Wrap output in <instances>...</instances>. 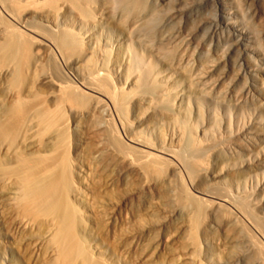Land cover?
Masks as SVG:
<instances>
[{"label": "bare ground", "instance_id": "bare-ground-1", "mask_svg": "<svg viewBox=\"0 0 264 264\" xmlns=\"http://www.w3.org/2000/svg\"><path fill=\"white\" fill-rule=\"evenodd\" d=\"M148 1L112 0L123 15L117 16L115 10H104L105 0H0V179L10 190L6 203L19 227L44 226L37 243L46 245L49 261L106 264L94 256L100 250L88 238L100 235L104 208L111 214L121 208V201L107 190L113 182L104 183L98 170L105 171L107 161L116 165L120 178L136 172L163 195L178 177H185L195 190L211 182L214 187L199 191L201 196L185 192L184 187L181 197L177 194L183 205H176V210L188 217L189 225L198 226V218L203 216L224 229L219 239H204V246L193 237L188 264H264V243L255 242L245 229L248 221L264 236V184L259 187L261 197L252 201L244 194L240 171L233 175L235 180L229 170L218 167L227 153L217 144L199 143L193 135L181 112L186 93L170 90L167 83L171 80L147 60V54L159 53L156 45L145 44L141 37L144 30L154 28L151 15L146 16L150 19L145 18L148 13L143 15L149 12ZM217 1L218 21L242 47L241 57L256 83L253 87L262 91L256 73L260 68L252 54L262 58L263 51L234 19L237 9ZM110 24L118 33L116 44L96 46L94 32ZM45 58L63 61L74 71L79 86L56 76L55 80V73L44 70L48 66L42 63ZM171 61L167 66H172ZM108 116L127 129L128 142L121 143L111 133L115 149L108 147L112 151L106 152L101 147V142L106 146L109 140L97 142L91 150L94 167L92 163L83 167L79 158L71 157L70 134L79 131L82 121L88 131L104 134L110 128ZM262 129L252 126L247 130L250 144L264 134ZM238 145L248 148L243 142ZM219 213L223 215L219 217ZM140 229L145 230V224Z\"/></svg>", "mask_w": 264, "mask_h": 264}, {"label": "rangeland", "instance_id": "rangeland-1", "mask_svg": "<svg viewBox=\"0 0 264 264\" xmlns=\"http://www.w3.org/2000/svg\"><path fill=\"white\" fill-rule=\"evenodd\" d=\"M106 1L105 4L107 5L104 4V6L108 7H105L104 10H110V13H114L115 10L116 13L114 14L117 16L121 14L120 10L113 5L112 0ZM221 1L228 9H237L234 19L236 17L235 20L238 25L247 30L252 38L254 37L252 43L256 45V48L262 49L264 54V0ZM148 2V6L153 7L151 10L150 7H147L150 14L145 12L143 15L148 13L145 15V18L148 19L150 17L146 16L151 15L154 28L150 26L149 30H144V35L142 34L141 37L145 39L143 40L146 41L145 44L156 45L154 49L158 50L157 55L160 56L149 53L147 60L154 65L156 64L158 73L164 75L166 80H171L167 83L170 90L186 93L182 101L181 108L183 109L181 112L182 116H185L187 122L190 123L188 125L192 129L193 135L196 136L194 137L203 145L209 143H211L209 145H213L212 143H214V145L217 144L218 149L221 147L223 149L221 150L227 153L225 154L227 159L218 167H225L224 169L229 170L232 177L240 171L238 178L243 181L244 194L248 195L247 197L250 196L252 201H258L261 197L259 187L264 184V134L258 135L255 139L257 142L254 141L250 144L246 132L252 126L263 128L264 131V89L259 91L253 87L255 82L250 77L251 71L246 68L245 61L241 57L242 47L237 45L234 35L219 23L218 1L149 0ZM152 9L154 10L152 11ZM153 16L154 18H152ZM154 19L156 20L154 21ZM256 33H260L261 36L256 35ZM94 34L98 37L97 42H95L96 46L110 47L117 42L118 33L112 24L98 28ZM230 49L231 52L229 53ZM252 55L260 68L256 71L258 73V75L256 74L257 81L264 86V57L261 58L254 52ZM52 60L49 61L45 58L42 63L48 65L47 67L51 65L52 68L43 65L41 71L45 67L47 69L44 68V70H48V73H55L53 74L55 80L57 77L60 78L61 82L65 81L64 83L70 85L73 83L72 86H79L76 84V75L73 70L67 68L66 64L59 59L58 61ZM54 61L57 63L55 64ZM168 61L172 62V66H167ZM113 118L111 116L108 120V122L110 121L108 130L112 131L106 130L108 133L100 134L101 136L95 131V133L88 131L87 127L83 126L84 121L82 120L79 131L70 134L71 157L79 158L78 161L83 167L89 166L91 163V166L94 167L93 161H91L93 159V151L91 150L94 149V144L97 142L109 140V145L108 142L106 146L101 142V147H104L106 152L108 147L115 149L114 143L112 144L114 138L110 136L111 133V135L115 134V138L118 136L121 143L127 144V137L130 134L124 126H121V123ZM223 126H227V130ZM242 142L248 148L240 149L238 144H242ZM110 149L108 150L112 151ZM103 168L105 171L98 169L101 171L102 181L104 183L108 181V184L113 182L107 188L110 196L116 201H121V208L113 212L114 214L110 213L111 210L108 207L103 209L104 215L100 222L102 234L100 233L99 236L90 235L88 238L91 245L100 250L94 256L104 263L188 264L190 261L188 257L191 255L190 246L194 238L199 241L197 243L204 246L203 243L206 239L216 240L220 238V235L223 236L224 229H221L216 221L213 222V220L201 216L196 224L198 226L189 225L188 217L186 216V219L176 210V205L181 202L179 199L181 191L185 189V192L190 191V193L187 192L189 194L201 196L199 191H210L214 187L211 182L210 184L204 182L199 187L200 189L195 190L185 177H181V179L178 177L180 180L176 178V181L173 178L174 181L171 185L173 189L171 188L169 191L171 193L166 192L164 196L152 181L150 183L149 180L140 179L136 172L130 173L131 175L128 174L127 179L120 178L113 162L108 164L107 161ZM233 179L237 180V177ZM171 190H175L174 193ZM9 192V187L0 179V264H54L47 259L46 245L37 243L45 232L44 226L39 225L32 229L19 227L14 220L16 219L15 214L11 212L8 202L6 203ZM181 194L183 195V192ZM167 195L169 196L167 197ZM174 198L180 202L178 201L176 204L177 201ZM181 204L183 205V201L179 207ZM231 209L234 207L231 206ZM137 215L142 218L139 219ZM246 222L247 227L245 226V229L252 235L253 240L259 242L258 244H263L264 236L255 230L256 228L254 229L251 223ZM141 224H145L146 227L143 231L140 229Z\"/></svg>", "mask_w": 264, "mask_h": 264}]
</instances>
